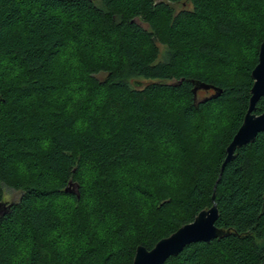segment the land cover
Listing matches in <instances>:
<instances>
[{"label": "trees", "instance_id": "trees-1", "mask_svg": "<svg viewBox=\"0 0 264 264\" xmlns=\"http://www.w3.org/2000/svg\"><path fill=\"white\" fill-rule=\"evenodd\" d=\"M263 42L264 0H0V264H133L214 193L165 264H264V132L222 171Z\"/></svg>", "mask_w": 264, "mask_h": 264}, {"label": "water", "instance_id": "water-1", "mask_svg": "<svg viewBox=\"0 0 264 264\" xmlns=\"http://www.w3.org/2000/svg\"><path fill=\"white\" fill-rule=\"evenodd\" d=\"M254 84L251 89V98L244 121L233 140L226 149V158L222 171L226 165L236 158V151L243 146L255 142L258 135L264 132V112L257 114V106L264 99V42L260 46L258 63L252 71ZM195 89L213 90L218 95L222 90L201 83ZM220 180V179H219ZM217 186H215L216 189ZM70 192V190H66ZM211 208L201 211L193 222L179 228L171 236L160 240L152 250L139 246L136 250L133 264H165L171 257L178 256L188 245L194 243H210L228 235L227 231L216 226L219 211L215 203V193L212 197Z\"/></svg>", "mask_w": 264, "mask_h": 264}, {"label": "rangeland", "instance_id": "rangeland-1", "mask_svg": "<svg viewBox=\"0 0 264 264\" xmlns=\"http://www.w3.org/2000/svg\"><path fill=\"white\" fill-rule=\"evenodd\" d=\"M158 1H161V0H158ZM164 1V0H163ZM176 9H179L180 7L179 6H175ZM73 48V47H72ZM67 53L65 56L69 57L70 56V52L71 50L68 49L66 50ZM74 51V50H73ZM66 58V57H65ZM67 59V58H66ZM100 78H104V76H100ZM70 190H74L73 187L70 188ZM20 198V193L18 191H15V190H6V193H5V197H4V202H5V207H7L8 204L12 203V202H16L18 201Z\"/></svg>", "mask_w": 264, "mask_h": 264}, {"label": "flooded vegetation", "instance_id": "flooded-vegetation-1", "mask_svg": "<svg viewBox=\"0 0 264 264\" xmlns=\"http://www.w3.org/2000/svg\"><path fill=\"white\" fill-rule=\"evenodd\" d=\"M199 95H205V93L203 92V93H199Z\"/></svg>", "mask_w": 264, "mask_h": 264}]
</instances>
